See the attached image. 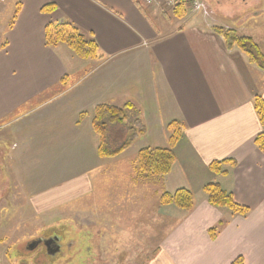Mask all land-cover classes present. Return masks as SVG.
Returning a JSON list of instances; mask_svg holds the SVG:
<instances>
[{
    "label": "crops",
    "instance_id": "obj_1",
    "mask_svg": "<svg viewBox=\"0 0 264 264\" xmlns=\"http://www.w3.org/2000/svg\"><path fill=\"white\" fill-rule=\"evenodd\" d=\"M18 3L0 44V231L8 233L7 223L19 216L61 214L80 222L95 215L122 232L123 210L139 206L147 186L158 200L150 210L163 226L145 220L143 227L139 206L141 232L163 234L148 264H264V152L255 143L264 126L254 106L255 95L264 97V67L228 48L203 17H166L160 1L17 0L11 17ZM49 3L56 9L43 11ZM62 21L93 38L98 57L48 45L47 26ZM128 102L146 131L120 154L102 157L94 110ZM174 120L183 127L176 162L156 184L146 183L137 154L168 146ZM127 127L128 121L109 128L113 145ZM224 159L235 165L213 172L210 164ZM210 182L249 207L248 214L211 205L203 192ZM182 187L195 195L193 210L159 203L162 193ZM220 220L227 223L212 238ZM7 255L0 242V264H10Z\"/></svg>",
    "mask_w": 264,
    "mask_h": 264
},
{
    "label": "rangeland",
    "instance_id": "obj_2",
    "mask_svg": "<svg viewBox=\"0 0 264 264\" xmlns=\"http://www.w3.org/2000/svg\"><path fill=\"white\" fill-rule=\"evenodd\" d=\"M16 1L0 0V44L4 40L3 31L12 22L13 16L11 17L7 12L10 7L12 9ZM200 2L202 6L199 10L193 8L190 0H183L181 4L174 7L164 3L159 7L163 15L168 18L200 16L204 18L205 23L213 26L212 29L214 27L234 28L239 35L252 37L263 55L257 63L264 64V12L254 15L256 11L245 9L241 0L232 3L223 1L218 3L216 0H200ZM123 137L120 133H116L115 139L121 140ZM1 152L3 151L0 149V155ZM146 183L156 184L157 182L151 180ZM154 194L152 192L150 195V188L146 186L145 199L138 201L145 215L138 214L139 206L136 207L134 202L126 205L122 213V232L118 231L117 227H109V221L97 220L95 215H89L87 220L81 217L82 222L80 217H76L74 221L61 220V214L51 219L45 216H35L33 219L32 216L30 218L25 215L7 223L8 233L0 231V242L8 250L7 258L10 264H148L152 261L151 258L158 254L157 248L163 236L152 230L151 235L148 231L141 232L143 227H146L145 220L150 221L153 227H163L158 224L162 220L161 216L155 215L154 210H150L154 204L158 203ZM95 201L98 205L102 204L101 193L97 195ZM136 215L144 219L141 223L143 227H139L140 222ZM153 220L156 222H152ZM134 228L139 233H132ZM54 234L60 235V253L51 255L41 247L29 249L28 244L33 240L38 241L42 236ZM149 255L150 259H148Z\"/></svg>",
    "mask_w": 264,
    "mask_h": 264
},
{
    "label": "trees",
    "instance_id": "obj_3",
    "mask_svg": "<svg viewBox=\"0 0 264 264\" xmlns=\"http://www.w3.org/2000/svg\"><path fill=\"white\" fill-rule=\"evenodd\" d=\"M20 3L16 6L12 22L14 23L18 16ZM56 9L53 3L44 5L42 10L52 12ZM217 34L222 35L228 48L238 46L245 52L250 60L258 62L262 59V53L255 43L254 39L247 35H239L234 28L214 27ZM46 43L51 47L59 44L67 45L72 52L79 58L98 57V44L88 35L82 33L76 25L68 21L49 24L46 28ZM260 67H264L261 62ZM254 106L257 111L260 122L264 126V97L255 95ZM126 135L120 143L112 147L109 128L117 123H127ZM94 131L99 136L98 153L102 157H112L126 150L139 136L146 131L135 105L128 102L122 106L111 104H99L94 110L92 121ZM171 132L169 145L166 147H144L136 157L137 170L144 181H151L155 177H163L170 173L175 162V147L182 137V122L178 120L171 121L168 125ZM256 145L264 152V132H261L255 138ZM112 144V145H111ZM235 165L232 159L216 160L210 164V168L217 174H226L230 167ZM203 192L208 202L218 208H227L233 214L247 215L250 208L242 205L235 200L231 192L226 191L220 183L210 182L203 188ZM159 203L161 205H174L185 211H191L196 206L194 193L185 187L177 189L174 193L164 192L160 195ZM227 221L220 220L219 223L209 230L212 238H215L218 231Z\"/></svg>",
    "mask_w": 264,
    "mask_h": 264
},
{
    "label": "flooded vegetation",
    "instance_id": "obj_4",
    "mask_svg": "<svg viewBox=\"0 0 264 264\" xmlns=\"http://www.w3.org/2000/svg\"><path fill=\"white\" fill-rule=\"evenodd\" d=\"M218 3H220L221 1H223V2H227V3H232V2H235V1H237V0H216ZM242 1V3H243V5L244 6H255V8L254 9H252L253 11H260L261 9H263V7H264V0H241ZM246 9V8H245ZM60 235H58V234H54V235H49V236H42V237H40V239L37 241V243H38V246L37 247H35V248H39V247H41L42 249H46V253H49L48 252V248H47V245H46V242H47V240L48 239H50V238H57V237H59ZM38 238V237H37ZM33 241H35V240H33ZM32 241V242H33ZM60 241V240H59ZM59 241L57 242L58 244H59ZM57 243H55V242H52L51 243V247H50V249L51 250H54V249H56V247H57ZM30 244V243H29ZM29 244H28V246H29ZM58 253H60V251L59 252H57L56 254H58ZM56 254H54V255H56Z\"/></svg>",
    "mask_w": 264,
    "mask_h": 264
},
{
    "label": "built area",
    "instance_id": "obj_5",
    "mask_svg": "<svg viewBox=\"0 0 264 264\" xmlns=\"http://www.w3.org/2000/svg\"><path fill=\"white\" fill-rule=\"evenodd\" d=\"M144 5H153L154 3L160 1L169 7H173L181 2V0H140ZM193 8L199 10L202 6L200 0H190Z\"/></svg>",
    "mask_w": 264,
    "mask_h": 264
},
{
    "label": "water",
    "instance_id": "obj_6",
    "mask_svg": "<svg viewBox=\"0 0 264 264\" xmlns=\"http://www.w3.org/2000/svg\"><path fill=\"white\" fill-rule=\"evenodd\" d=\"M59 238H60V237H57V238H50V239L47 240L46 245H47V248H48V252H49V254L54 255V254H56L57 252L60 251L61 246L57 243V242L60 240ZM52 242L57 243V247H56V249H54V250H51V249H50V247H51V243H52ZM37 245H38V243H37V241L35 240V241L31 242V243L29 244L28 247H29V249H32V250H33Z\"/></svg>",
    "mask_w": 264,
    "mask_h": 264
}]
</instances>
